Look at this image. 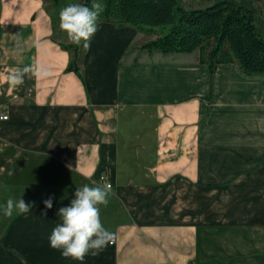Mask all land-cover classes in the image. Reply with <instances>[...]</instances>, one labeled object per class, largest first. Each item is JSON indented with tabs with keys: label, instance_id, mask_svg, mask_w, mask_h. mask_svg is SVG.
I'll return each instance as SVG.
<instances>
[{
	"label": "crops",
	"instance_id": "0c3cea01",
	"mask_svg": "<svg viewBox=\"0 0 264 264\" xmlns=\"http://www.w3.org/2000/svg\"><path fill=\"white\" fill-rule=\"evenodd\" d=\"M97 26L81 78L42 0H0V264H264V76L229 62L212 79L198 55L140 57L135 27ZM34 65L49 75L7 82ZM101 176L116 240L65 259L57 212ZM9 198L34 204L6 217Z\"/></svg>",
	"mask_w": 264,
	"mask_h": 264
},
{
	"label": "trees",
	"instance_id": "16d2710c",
	"mask_svg": "<svg viewBox=\"0 0 264 264\" xmlns=\"http://www.w3.org/2000/svg\"><path fill=\"white\" fill-rule=\"evenodd\" d=\"M51 17L53 38L68 51L71 58L67 70L82 74V45L60 40V11L69 4L89 8L92 0H42ZM100 21L131 25L141 32L156 33L141 45L143 51L165 54L192 53L202 50L200 62L209 67L212 79L217 67L236 62L248 75L264 76V37L256 25L252 3L215 0L199 8H186L180 0H101Z\"/></svg>",
	"mask_w": 264,
	"mask_h": 264
},
{
	"label": "clouds",
	"instance_id": "9594fccd",
	"mask_svg": "<svg viewBox=\"0 0 264 264\" xmlns=\"http://www.w3.org/2000/svg\"><path fill=\"white\" fill-rule=\"evenodd\" d=\"M102 11L101 0H92L91 8L82 4H69L60 11L59 27L67 34L70 42L80 45L83 41V48L88 50L91 37L98 30L97 20ZM17 43L19 45V41ZM29 73L38 78L49 75L48 69L34 65L11 70L6 80L13 87L19 86L24 83V77ZM8 174L13 175L12 172ZM101 179L104 181L102 185H84L77 188L70 203L60 207L57 212L61 222L53 228L48 240L50 247L60 251L65 259L83 262L89 254L99 255L114 240V233L105 229L101 223L99 205L107 206L111 192L107 178L102 176ZM43 203L45 209L41 216H46L47 210L53 206V197L49 196ZM33 204L34 202L26 203L22 198H9L3 205V214L6 217L13 216L14 212L26 214L31 211Z\"/></svg>",
	"mask_w": 264,
	"mask_h": 264
},
{
	"label": "rangeland",
	"instance_id": "374dc122",
	"mask_svg": "<svg viewBox=\"0 0 264 264\" xmlns=\"http://www.w3.org/2000/svg\"><path fill=\"white\" fill-rule=\"evenodd\" d=\"M214 1L215 0H180L181 4L184 7L189 8V9L204 7V6L211 4ZM236 1L243 5H246L248 2L252 3V6L253 8H255L256 13H257L256 14V25L258 27L260 34L264 37V0H236ZM61 33H62V36L60 40L65 43H70V41L68 40L67 34L64 31H62ZM155 36H156V33L140 31V33L138 32V35L133 37V41L129 48L132 50H138L140 49L144 41H147L150 38H153ZM84 51L85 49L82 47V53H81L82 57L84 56ZM129 52H131L130 55H132V51H129ZM146 53H148L149 55L151 54L148 51H142L140 54V57L146 55ZM201 53H202V50L198 49L192 52L189 58L194 59V56L198 55V59H199ZM2 237H4V235L0 236V242L2 240Z\"/></svg>",
	"mask_w": 264,
	"mask_h": 264
},
{
	"label": "built area",
	"instance_id": "2783aa9c",
	"mask_svg": "<svg viewBox=\"0 0 264 264\" xmlns=\"http://www.w3.org/2000/svg\"><path fill=\"white\" fill-rule=\"evenodd\" d=\"M8 118H9V113H8L7 109H5V107H4L3 105L0 104V119H2V120H6V119H8ZM101 177H102V176H101ZM103 177H105V176H103ZM100 180H101L102 182H104L101 178H100ZM110 185L112 186L111 183H110ZM115 240H116V238H114V240H113L112 243H114Z\"/></svg>",
	"mask_w": 264,
	"mask_h": 264
}]
</instances>
